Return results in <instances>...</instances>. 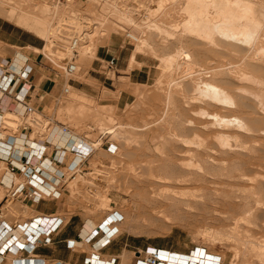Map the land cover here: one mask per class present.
Returning <instances> with one entry per match:
<instances>
[{"label": "rangeland", "instance_id": "obj_1", "mask_svg": "<svg viewBox=\"0 0 264 264\" xmlns=\"http://www.w3.org/2000/svg\"><path fill=\"white\" fill-rule=\"evenodd\" d=\"M111 1L112 0H110V2ZM116 1L115 3H117L118 6L120 4L123 5L120 3V0L118 2ZM157 1L128 0L125 10L131 9L129 10V14H131L129 17H131L132 21L130 20V23L125 24H121L118 21L117 16H115L116 13L110 12L107 14L108 12L106 13L105 11V18H107L105 22V28L108 27L109 31H106V35L103 36L104 38L100 35H95V37L92 39L93 42H91V47L96 49V59H92L90 62H87L90 59L86 57L89 60L87 59V61H83L86 59L81 57L82 50L77 49L75 61L78 70L70 76H67L64 73V68L66 67V64L70 58V54L63 49L64 47L61 46L64 45L63 43L61 44V40L58 41L56 39L59 35L57 34L58 32L54 35L55 37L57 36L56 38L54 36L52 37V35H50L48 38V41H51V46H53V49L58 52H56L57 57H54L53 55H49L47 49L45 48L47 44L46 40L41 38V40L38 39L39 37L33 31L28 29L25 30L22 27L21 29L29 33V35L41 43V48H43V50L35 51L36 53L38 52L44 56H40V58L43 57V61L50 65L59 77L61 76L66 79V83L59 86L57 90L52 93L50 108L47 109L43 114L35 113V115L39 116L38 119H52L64 124V126L68 127V129L74 133L75 136H78L79 139L83 138L85 142L96 145L93 148V153L86 158V162L81 167L80 173L75 174L72 180L67 181L66 191L68 197L66 199L68 204H70V208L73 207V210L79 209V211L87 217L98 218L99 222L97 224H100L103 218L105 219L108 216H112L115 221L118 218L121 219L120 221L115 222L116 226L119 224L120 235L123 234L125 239H129L130 245L135 246L134 249H130L128 254H125L120 258L119 264H138L140 260L145 261L150 249L168 251L172 254L179 255L180 258L190 257L194 252L197 255L202 253L203 260L206 259V255L207 257L212 256L213 264H242L241 261L245 262V260L244 258L242 259L244 254L241 253H243L242 250L244 248V244L241 243L248 239H252L250 242L252 241L255 243H260L262 240L264 241V233H262L260 231L261 229L259 230L258 227L257 231L255 225H253V227L250 223L245 221L246 219L244 220V215L239 211L237 200H230L223 196L226 191L228 192L230 189H227L226 187L221 188L217 185L213 186L212 183L203 185L197 183L179 184L177 182L164 184L162 182H156L158 184L157 185L154 182L153 187H156V189H158L157 192L160 194H163L160 192L164 188L162 186H171L174 190H176V192L178 191L184 193L185 196H183V198L180 196L179 199H185L184 201H187L186 203L191 206H181L180 208L178 206V208H174L171 207L168 200L167 204L166 200L163 201V198H159L158 195L156 196L157 198H155V200L143 199V192L145 193L147 191V186H145L147 180L150 179L151 173H157L156 170L153 171L150 168V164L171 163L175 165L176 172H179V158H181L179 157V150L183 148L187 150V148L191 147L193 150L194 147H185L180 145L179 138L171 140L170 138L173 137L170 135L167 136V132H165L164 129L165 127H163L166 125L164 120H171L173 123L169 126L174 128L175 131L173 133H177L179 135V109H181L179 107H182L185 104L183 102V105L181 104L178 89L180 88L181 84L183 87H186L185 85H187L192 80L191 78V80L187 78V80L182 79V81L180 79L187 77V74L189 73H194L196 70L200 69L199 67L204 69L209 67L211 68L218 64L217 61H219V63L221 62L222 65L225 64V66L228 67V62L230 61V55H225L226 57H224L226 59L224 58L225 60H223L222 56L215 58L213 55L207 54L208 59L205 56L207 60H204L205 58L199 59L200 56L196 52H194V57L191 58L186 57L185 54H176L179 52L181 46L188 49L183 44L184 42L182 43V39L180 40V38L177 37L179 36L178 26L183 20L182 11L179 7V0H164L165 2H163L164 5L162 6L163 8H161L159 13H157V17L155 16V19L153 18L158 24H162H160L161 28L163 27L164 31H168L170 36H167L168 33L165 34V32L158 33L157 31H151L149 28L150 25H148L151 24L150 21L149 23L145 20L142 22V19L144 18H151L150 10L156 6ZM3 2L5 3L6 0H3ZM3 2H0L4 5V7L0 5L1 10H11L9 7H12L13 5L7 6L9 3L8 0V3L4 4ZM21 2V4H24L25 6L22 8H26L24 10L32 9L34 12H37V6L41 7L43 4L35 3L32 0H21ZM95 2H97V5H99L97 6L96 4L93 5L88 3L86 4L87 8L85 7L86 5L84 2L80 3L81 6L75 5V11L77 9L76 12H80L82 14L77 20L83 22L82 17L88 18L86 15L89 14V11L87 12V10H92V12L97 15V17L99 14H102L103 12L101 7H105L106 4L104 5L103 3H99L98 0H95ZM72 6L73 5L71 4L63 3L58 7V9L53 10L55 12L54 15H58L59 17H61L60 14H62V16L64 14L67 15L69 11H71L70 9H72ZM93 6H95V9ZM17 14L20 15V13ZM145 14L147 16H145ZM54 15L52 16L53 20L51 18V22H53V24L56 23V20H54ZM0 17L16 26L15 21L9 20L8 17H5L4 15ZM94 17H92L93 20ZM64 19L65 18H63V20ZM63 20L62 22H65ZM135 24H138V26ZM140 24H142V27H139ZM127 34H132L139 38H145L149 37L148 35H151L150 39H148L149 46H144L140 50V53L136 54L135 62L137 65H134V68L132 66L133 69H130V71H138L139 75L143 76H145V72L149 71L150 81L148 83H134L133 81L124 78L125 75L123 76V74L120 73L121 71L127 73L130 72L127 68L129 65V58L133 50L136 48V42L128 38L126 39L125 35ZM54 40H57V42L55 43ZM109 49H114L121 52V56L118 58L120 62H123L125 67L124 70L120 69L119 75H117L115 72L107 73L108 78L110 79L106 81L107 85L113 83V87L117 88V91L115 92H112V87L107 85H105L106 88L101 89L99 86H97L98 84L94 80L89 78L88 75L94 64L98 63V60H101L100 58H103L101 54L109 56V53H111ZM153 49V52H156V57L152 53ZM11 50L15 53L20 52L19 49L15 48ZM188 50L192 54L193 51H197V49L192 48ZM166 55H171L174 57L176 61L175 64L178 65L177 70L172 71V73L170 72L172 77L167 75L169 73L165 72L164 75L167 76L161 75L162 68L160 67V60L157 56L162 57ZM231 57L234 58V56ZM209 59H211L210 61L213 63H211ZM236 59L237 58H234V61H236ZM204 61H208V63L206 64ZM214 62L217 63L214 64ZM236 62L234 64L233 59H231L229 65H239V62ZM162 76L165 77V79H168L169 76L170 78L174 79V86L172 88L175 87L177 81V84L181 83L180 85H176L177 90L174 89L176 90V93L173 94V97H175L172 98L173 101H170L172 104L168 106L169 114L165 112L167 111V107L165 106L164 101L166 89L168 88L166 80L162 78ZM161 79L162 83L163 81H165V83H160ZM76 83H80L81 86L78 87ZM249 83L253 87L251 88L255 89L254 87L256 85L252 84L251 82ZM249 83L245 82L243 83L244 85H242L244 88H247L250 86ZM245 84H248V86H245ZM65 89H69L70 92H67L68 94L65 93ZM186 90L188 91L186 93L189 94L190 86ZM119 91L128 93L130 100L126 103V105L123 104L122 106L118 107L117 100ZM73 92L79 93L83 98H85L84 104L86 109L81 113L75 112L77 103L73 102L70 98L71 93ZM152 93L153 95L155 93V95L153 96ZM151 96L154 98V100H156V102L153 99L151 100ZM158 98L159 100H157ZM191 105L189 104L187 108H185L186 105L183 106L180 112L182 114L184 113V116L189 117V119L198 120L199 118L197 117L196 119V116L193 118L194 116L192 115H194V113L191 111L197 109L199 105L194 104L195 106H198L195 107L193 105V108L195 107L194 109ZM171 106L173 107L171 108ZM102 108H105L107 111H109V113H111L110 115L111 119L113 120L112 122L105 121V119H101L93 115V110L95 111ZM183 108H185V110H183ZM173 109H175L174 114L170 113V111L172 112ZM209 109V112H212L211 108ZM66 110H68L69 113ZM59 111H63L64 114L59 116ZM188 113L191 114L188 115ZM35 115H31L28 119H34ZM3 117V128L5 129V134L9 137L12 133V136L16 137L18 128L24 123L26 118L22 117V115H14L13 117L8 116V119H5V116ZM186 117H184V119H188ZM200 120L203 122L207 119H199V121ZM206 122H208V120ZM235 131L233 132L235 133ZM233 132L232 130L228 131L229 134L231 133L230 135H233ZM40 133V136L32 135L31 140L36 139L40 144L43 143L46 140L47 133ZM168 133L171 135L173 134L172 132ZM181 135L185 136L186 139L188 138V140H192L193 138V134L191 132L181 133ZM189 135L191 136L190 138ZM201 135L206 139V141L208 140L207 144L209 143L211 146H216V140L214 141L212 138L213 135L211 134V136L210 132H203V134H200V136ZM230 135H228L229 140L232 138ZM202 137L200 138L203 139ZM206 137L209 138L207 139ZM233 137H235V135ZM233 140L231 139L230 141L232 142L230 143H234L236 141L234 138ZM109 145L114 146L115 153L108 152ZM69 155L70 154H68V156ZM150 156H152L151 159ZM160 159H163V161H159ZM1 169H3V167H0V170ZM69 175L71 174L68 173V176ZM158 187H160V189ZM215 189L220 190L216 191ZM3 192L4 191H2L0 194V199L3 196ZM169 195V197H173L172 193ZM164 197H166V195ZM104 201L107 205L103 206V209L100 207V203L102 204ZM71 213H73V211ZM19 214H21L20 205L12 199H9V201L2 206V217L9 225H14L20 221L19 217L21 215ZM255 216H257V223H260V220L263 218L258 214H255ZM233 228H235V231ZM245 235L249 237L247 238ZM233 236H235V238ZM132 241H135V244H133ZM235 252L238 254V256H236L237 254ZM253 261L254 263L252 264H260V262L257 260L255 262L254 258L251 262ZM164 263L165 262L163 261V264ZM185 264H189L188 261H186Z\"/></svg>", "mask_w": 264, "mask_h": 264}, {"label": "bare ground", "instance_id": "obj_2", "mask_svg": "<svg viewBox=\"0 0 264 264\" xmlns=\"http://www.w3.org/2000/svg\"><path fill=\"white\" fill-rule=\"evenodd\" d=\"M115 1L116 0H112L108 3V5L106 4L107 6H102L101 10L103 13L99 14L98 17L94 12H92V10H87V12L89 11V14L86 13V16L88 18L82 17L83 22L76 20L79 16L81 17L82 14L80 12H78V14L76 12L77 9L75 11V5L71 4L73 5L72 9H70L71 11H69L67 15L64 14L62 16V14H60L61 17L57 15L59 17L58 18L54 15L55 12L53 10L50 11L51 8L48 7L46 1H41L40 3H43L42 6H37L36 9L38 10L37 12H34L32 9L24 10L26 8H22L25 6L24 4H21V0H8L9 3L6 0L5 3L9 4H7V6H13L9 7V9L11 10L8 11L7 9L6 11H4V9L2 8L5 13L1 10L0 6V16L4 15L5 17H8L9 20L15 21L17 26L31 30L39 38L46 40L47 44L45 48L47 49L48 54L53 55L54 57H57V51H55L53 49V46H51V41H48L50 35H52L53 37L57 32V34H62L63 32H65V35L71 34V32L81 35L84 34L80 41L81 44L78 50H82L81 57L83 59H86L83 61H87V59L89 58L90 60L88 59L89 61L87 62H90L92 59H96V49L91 47V42H93L92 39L95 37V35H100L101 37H103L106 35V31H109L108 27H106L107 29L105 28V22L107 19L105 18V11L106 13L108 12L107 14H109L110 12L116 13L115 16H117V19L121 24L130 23L132 21L131 17H129L131 16V14H129V10L131 9L125 10L126 7L122 8V6H118ZM0 2H3V0H0ZM163 2L165 1L158 0L157 4L155 3L156 6L150 10L151 18H148L150 20L143 17L144 19H142V22L145 20L149 23L150 21L151 24H147L150 25V27H148L151 29V31H157L158 33L165 32V34L168 33L167 36H170V33L168 31L166 32V30L164 31L163 27L161 28L162 24L160 23V25L156 22V20H154V17H157L158 15L157 13H159L161 8H163ZM84 3L85 5L88 3L97 5V2H95V0H85ZM0 5L4 7L3 4L0 3ZM85 7L87 8V5ZM93 7L95 9V6ZM179 7L182 11L183 20L178 26L179 36L177 37H179L180 40L182 39L181 41L182 43L184 42L183 44L185 45V47H187L188 49H197V51H193L192 54L188 49L181 46L179 52H177L176 54H185L186 57L191 58L194 57V52H196L200 56L199 59H204L205 56L208 59L207 54H210L215 58L222 56L223 60L226 59L225 55H230L229 60L231 61V59H233L234 64L236 61V63L239 62V65H229L230 61H226L228 62L227 67L225 66V64H223V66L221 62L219 63V61H217L218 64H216L217 62H214V64L216 65H212L213 67L211 68L209 67L207 69H204L199 67L200 69L196 70L194 73H189L187 74V77L180 79L181 81L182 79L187 80V78L189 80L192 79L191 82L185 85L187 88L190 86L189 94L186 93L188 92L186 90L187 88L183 87L181 83H178L179 85L181 84L180 88L178 89L181 104L183 102L186 105L185 108H187L189 104H192V108L194 104H198L199 107L194 105L198 108L194 111H191L194 113V115H192L194 116L193 118H195L196 116V119L197 117L203 120L207 119L208 122H206L207 120L202 122L201 120L199 121V119H189V117L184 116V113L182 114L180 112L182 107L185 106L183 104L182 107H179L181 108L179 109V135L177 133H173L175 131L174 128L169 126L173 122L169 119L164 120L166 125L163 127H165V132H167L166 135H170L173 137L170 138L171 140L179 138L180 145L185 147L194 146L195 149L193 147L192 150L191 147L187 148V150H185V148H183L184 150H179V157H181L179 158V172H176L175 165L171 163L150 164V168L153 171L156 170L157 173H151L150 179L147 180L146 185L144 184L145 186H147V191L145 193L143 192V199L155 200V198H157L156 196L158 195L159 198H163V201L166 200L167 202L168 200L171 207H189L191 205H188L186 203L187 201L185 202V199H182L183 196H185L184 193L178 191L176 192V190H174L171 186H162L164 188L160 192L163 194H160L159 192H157L158 189H156V187H153L154 182H162L164 184L177 182L179 184L197 183L203 185L212 183L213 186L217 185L221 188L226 187L227 189H230L228 192L226 191L223 196L225 198L227 197L230 200H237L239 211L244 215V220L246 219L245 221L247 223H250L252 226L255 225V228L258 227L259 230L261 229L260 231L264 233V0H179ZM17 13H20V15H18ZM53 15L55 16L54 20H56V23L54 24L53 22H51V18ZM145 16L147 15L145 14ZM92 17H94V20ZM63 18L65 19L63 20ZM61 19L65 22H62ZM63 23H66V25H68L70 28H66L65 26L63 27ZM142 24H140L139 27H142ZM135 25L138 26V24ZM128 35L134 42H136V48L130 55L129 65L127 67L130 71V69H133L135 67L134 65H137L135 62L136 54L140 53V50L144 46H149L148 39H150L151 35H148L149 37L145 38L135 37L132 34ZM58 41L60 40L58 39ZM62 43L64 44L65 41L63 42L62 40L61 44ZM153 51L154 49L152 50V53L156 57V52ZM231 56L237 58L236 61H234V58H232ZM157 57L160 60V67L162 68L161 75H164L165 73H169L167 75H170L172 71L178 69V65L175 64L176 61L171 55ZM206 58L204 60H207ZM210 60L211 59H209V61ZM207 63L208 61L206 62V64ZM18 69L20 68L14 67L13 70L14 72H17ZM77 70L78 67L76 66V71ZM170 76L172 77V75ZM170 76L169 78L167 77L168 79H165V77L162 76V78L166 80L168 88L166 89V96L164 100L165 106L167 107V111L165 112L167 113L169 110L168 106L172 104L170 101H173L172 98H175L173 97V94L176 93V85H178L177 81L175 85L176 88H172L174 86V79L170 78ZM245 82H251L252 84L256 85L254 87L255 89H252L253 87L250 83V86H248V84H245V86H248L249 88H244L243 83ZM160 83H162V79ZM163 83H165V81H163ZM67 90L69 93V89ZM70 98L73 102L77 103L75 112L81 113L86 109V106L84 104L85 98H83L79 93H71ZM152 99L154 100L153 97L151 98V100ZM157 100H159V98ZM154 101L156 102V100ZM173 106H171V108ZM185 108H183V110H185ZM209 108H211L212 112H209ZM66 111L69 113L68 110ZM174 111L175 109H173L172 112L170 111V113L174 114ZM22 114L23 108L16 107L12 112L8 111L5 114H1L0 119H3V116H5V119H8V116H20ZM63 114V111H59L58 113L59 116ZM110 114L111 113H109V111H107L105 108L95 111L93 110V115L95 117H99L101 119H105V121L112 122L113 120L111 119ZM189 114L191 113H188V115ZM183 116L188 119H184ZM34 117L35 119H38L39 116L35 115ZM230 130H232V132L235 130L236 131L235 133L233 132L234 134L232 133L233 135H230L231 133H228V131ZM168 132H172L173 134L171 135ZM185 132H191L193 134L192 140H188V138L186 139L185 136L181 135V133ZM203 132H210V135H213L211 136L214 141L216 140V144L214 143L216 146H211L209 143L207 144L208 140L206 141V139L203 138L202 135L200 136V134H203ZM190 135L189 138L191 137ZM228 135L232 136L231 139L233 140L234 138L236 141L234 143H230L232 141H230L231 139L229 140ZM234 135L235 137H233ZM9 137L13 139L15 138L14 136H12V133ZM200 137H202L203 139H201ZM46 140L53 146H57L58 148H66L67 154H70L71 149L75 150L80 148V150H84L85 147L89 146H91L93 149L96 146L94 144L85 142L82 138L79 139L78 136L74 135V133L64 134L60 128H54L47 135ZM113 149L114 146H112V150ZM151 157L152 156H150V159ZM58 158L61 159L62 156L60 155L58 156ZM72 159L73 160L70 162L77 164L80 157H75L73 155ZM159 161H163V159H160ZM158 188L160 189V187ZM2 191L3 189L0 188V194L2 193ZM171 193L173 197H169V194ZM164 194L166 195V197H164ZM180 196H182L181 199H179ZM100 205V207L103 208V206L107 204L104 201L102 204L100 203ZM255 214H258L263 218L262 220H260L261 222L259 221L261 224L257 223L258 220ZM88 224V228L90 229L96 227H92L94 225L91 223V221ZM97 226L101 227L104 230H111L112 228L117 229L115 220L112 216L106 217ZM233 229L235 231V228ZM235 236L233 237L235 238ZM86 237L87 236H85L84 238ZM248 240L242 243L240 242L241 244H244V248L242 250L243 253H241L244 254V256L242 255L243 257H241L242 259L244 258L245 262L241 261L242 264L254 263V261L251 262L253 258L255 262L257 260L258 262H260V264H264V241L262 240V243H255L252 241L250 242V240L252 239ZM154 251L155 250L150 249L145 261L140 260L138 264H149L150 254ZM156 251L158 252V250ZM158 256L159 259L164 261L166 264H185L186 261H188L189 264H213L212 256L207 257L206 255L205 257L207 260H203L202 253L197 255L194 252L190 257L180 258L177 254H172L168 251L160 250L158 252ZM236 256H238V254Z\"/></svg>", "mask_w": 264, "mask_h": 264}, {"label": "crops", "instance_id": "obj_3", "mask_svg": "<svg viewBox=\"0 0 264 264\" xmlns=\"http://www.w3.org/2000/svg\"><path fill=\"white\" fill-rule=\"evenodd\" d=\"M23 29L17 25H12L0 17V67H10L12 72H14V67L20 68L18 70H21L23 66H30L32 68V73L27 79V83L22 80L19 82L17 81L13 85L12 91L9 92V89L12 87V83H10L5 92L1 94L0 115L5 114L8 111L12 112L16 107L19 108L14 97L19 90L25 92L27 89L28 96L25 99V102L32 106L37 112L43 114L51 106L52 93L57 90L59 86L66 83V79L61 76L59 77L55 73V70L43 61L44 58H40L42 55L35 52L43 49L41 48V43ZM2 46H6L7 48ZM14 48L19 49L20 52H13L11 49ZM109 51H111L109 56L101 54L103 58H100L101 60H98V63H95L88 73L89 78L94 80L98 84L97 86L101 89L106 88V81L110 80L107 73L103 70V64L105 61L109 60L110 57L117 59L114 71L117 75H119L120 69H125L123 62H120L119 60L121 52L114 49H109ZM120 73H122L123 76L125 75L124 78L137 84H144L150 81L149 71L145 72V76L139 75L138 71L135 70H131L129 73L122 71ZM2 77H4L3 72L2 75L0 74V83L2 82ZM10 78H4L6 83ZM76 84L78 87L81 86L80 83ZM107 86L112 87V92L117 91V88L113 87V83H110ZM129 100L130 97L128 93L124 91L118 92V107L123 104L126 105ZM3 120L4 119H0V142H7L9 137L5 134V129L2 125L4 122ZM17 132V136L14 139H9V149V145L0 146V159H5L7 156L9 159V161L0 160V167H3V169L0 170V188L4 191L3 196L0 199V211L2 212V206L7 203L9 199H12L20 205L21 211V214H19L21 215L19 217L20 221L13 226L16 227L30 223V221H33L35 218L39 220V224H37L38 228L35 227V229L31 230V233L37 232V234H40V237L38 238V247L34 251V257L37 259L34 260V263L32 264H84L86 259H93L92 253H95V251L92 249L91 244L79 242L78 239H83L85 236H88L94 229L88 228V223H90V221L94 225L92 227H95L98 225L97 223L99 220L98 218L85 216L79 211V209H74V211L73 207L70 208V204H68L66 199L68 197L66 191L67 183L62 188L61 193L57 198L45 197L38 202L33 201L30 197H26L24 194H13L17 185L24 183L27 177L26 174L21 173L18 169L23 163L24 155L28 156L31 154V156L34 157V155H41L42 150H44L42 154L43 158L49 160L55 154L58 158V156L61 155L60 153L63 147L58 148L53 145L47 146L44 142L40 144L36 139H32V142L31 136L33 133L28 129H25L24 125L20 126ZM64 155L61 158L59 166V169L63 172L70 161L73 160L71 154L69 156L67 153ZM10 161H12L13 165L17 167L15 170H11ZM44 179L46 180L45 184L47 185L41 189H52L54 180L52 179L51 174L46 173ZM31 191L32 189L30 187L26 188L27 193H30ZM72 211L73 213H71ZM0 221L7 222L2 216L0 217ZM116 227L118 232L110 238L111 243L102 248L99 252H96L98 255L97 262L99 264H110L113 260L114 264H119L120 258L125 254H128L130 249H134L135 245L131 246L129 239H125L123 234L120 235L119 224ZM51 228L53 229V233L49 236L50 242L44 244L43 241L45 238L43 235H45L44 233ZM14 233L22 242L25 240L24 236L20 234L18 230ZM73 241L76 243L72 247L73 249H71L69 248L68 243ZM132 243L135 244V241H132ZM23 258H25V255ZM0 264L11 263L8 258Z\"/></svg>", "mask_w": 264, "mask_h": 264}, {"label": "built area", "instance_id": "obj_4", "mask_svg": "<svg viewBox=\"0 0 264 264\" xmlns=\"http://www.w3.org/2000/svg\"><path fill=\"white\" fill-rule=\"evenodd\" d=\"M35 3H40L41 1H46L48 7H50L51 10L58 9V7L65 3V4H73L77 6H81L80 3L84 2L85 0H32ZM99 3L107 4L110 2V0H98ZM77 3V4H76ZM123 5L122 8L127 6V1L122 0L120 1ZM108 5V4H107ZM106 5V6H107ZM77 20V19H76ZM63 27L70 28L66 23H63ZM84 35V34H83ZM81 34H76L74 32H71V34H66L63 32L62 34L58 35L57 40H63L64 47L63 49L68 51L70 54V58L66 64V67L64 68V73L67 76L73 75L76 72V61L75 57L77 55V49L79 48L81 44V39L83 37ZM126 39H130V36L127 34ZM57 40H54L56 43ZM133 41V40H132ZM83 42V41H82ZM43 56V55H42ZM44 57V56H43ZM117 64V59L114 57H110L109 60L105 61L103 64V70L106 73L114 72L115 67ZM4 77L1 78L2 82L0 83V96L2 93L5 92V90L8 88L9 84L12 83V87L9 89V92L12 91L13 85L18 81L22 80L27 83V79L29 78L30 74L32 73V68L30 66H23L21 70H18L17 72H12L10 70V67L8 68H2L0 67V74ZM11 77V78H10ZM4 78H10V80L6 83V80ZM65 93L68 92L67 89L64 90ZM28 96V89L25 92H22L19 90L17 94L15 95L14 99L17 102V105L21 108H23V114L22 117H25V121L22 125H24L25 129H28L33 135L40 136V132H46L47 135L54 129V128H60L64 134H70L72 133L68 127L64 126V124H60L59 122L52 120V119H28L31 115H35L37 112L32 106L28 105L25 102V99ZM4 126V122L2 124ZM21 125V126H22ZM9 139L7 142H0V146H7L9 145ZM83 139V138H82ZM32 141V140H31ZM33 142V141H32ZM47 146H50L51 143L47 140L44 141ZM10 145L8 146L9 149ZM46 147V146H45ZM44 149V148H43ZM92 147H85L84 150L79 149H71L70 154L73 156L80 157L77 164L70 162L63 172L59 169L61 159L56 157V154L47 160L46 158H43V152L42 150L41 155H34V157L30 155H24L23 156V163L18 168L21 173L26 174V180L24 183H20L17 185L15 191L13 194L18 195H25L26 197H30L33 201L38 202L42 198L45 197H53L57 198L62 188L65 186L67 181L74 178L75 174L80 173L81 167L86 162V158L92 154ZM115 148L112 150V145H109L108 152L114 153ZM67 153L66 148L61 149V156ZM6 156V155H5ZM3 161H9L8 156L5 159H0ZM11 164V170H15L17 167L13 165V162L10 161ZM37 165V166H36ZM79 168V169H78ZM77 170V171H76ZM79 170V172H78ZM46 173H50L52 176V179L54 180V183L52 184V189L48 188L47 190H42L41 188L44 187L46 180L44 179V175ZM68 173L71 175L68 176ZM40 186H38V185ZM38 186V187H36ZM30 187L32 191L29 193L26 192V188ZM12 194V195H13ZM1 209V208H0ZM2 216V212L0 211V217ZM121 219H116L115 222L120 221ZM39 220L34 219L33 221H30V223L23 224L20 226H11L8 225L7 222L0 221V263L3 261H6L8 258L10 260L11 264H26V263H34V260L37 258L34 257V251L38 247V238L40 237V234L31 233L32 229L38 228L37 224ZM15 225V224H14ZM16 230L19 231L20 234H22L25 238V240L22 242L18 236L14 233ZM117 229L112 228L111 230H104L99 226H96L91 233L86 238L78 239L79 242H85L92 245V249L95 251V253H92L93 259H86L84 264H99L97 262L98 255L96 252H99L102 248L106 247L111 243V239L115 234H117ZM53 233V229L46 231L43 235L45 238L43 243L48 244L50 242L49 236ZM76 242L73 241L71 243H68L69 248L73 249ZM22 245V247H21ZM159 252V250H158ZM158 252L155 250L153 253L150 254L149 264H163V261L159 259ZM25 255V258L23 256ZM36 262V261H35ZM110 264H114V260L111 261Z\"/></svg>", "mask_w": 264, "mask_h": 264}, {"label": "snow or ice", "instance_id": "obj_5", "mask_svg": "<svg viewBox=\"0 0 264 264\" xmlns=\"http://www.w3.org/2000/svg\"><path fill=\"white\" fill-rule=\"evenodd\" d=\"M21 247H22V245H21Z\"/></svg>", "mask_w": 264, "mask_h": 264}]
</instances>
